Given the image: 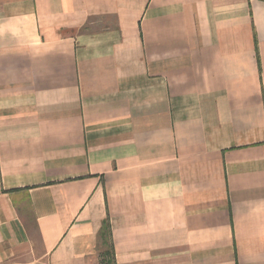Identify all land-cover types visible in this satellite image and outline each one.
Returning a JSON list of instances; mask_svg holds the SVG:
<instances>
[{
    "label": "crops",
    "instance_id": "obj_1",
    "mask_svg": "<svg viewBox=\"0 0 264 264\" xmlns=\"http://www.w3.org/2000/svg\"><path fill=\"white\" fill-rule=\"evenodd\" d=\"M0 264H264V0H0Z\"/></svg>",
    "mask_w": 264,
    "mask_h": 264
}]
</instances>
